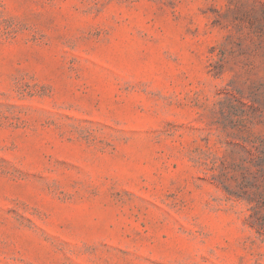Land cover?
Here are the masks:
<instances>
[{"label": "rangeland", "instance_id": "rangeland-1", "mask_svg": "<svg viewBox=\"0 0 264 264\" xmlns=\"http://www.w3.org/2000/svg\"><path fill=\"white\" fill-rule=\"evenodd\" d=\"M255 155L264 0H0V264H264Z\"/></svg>", "mask_w": 264, "mask_h": 264}, {"label": "trees", "instance_id": "trees-1", "mask_svg": "<svg viewBox=\"0 0 264 264\" xmlns=\"http://www.w3.org/2000/svg\"><path fill=\"white\" fill-rule=\"evenodd\" d=\"M257 156V161L260 162L259 166L261 167V163H264V155H255ZM237 168H240L241 171L245 174V172L249 171V166L247 165V161L246 159L242 158V162L239 165H236ZM259 173L261 175L264 174L263 170H259ZM264 190L262 189H258V192L254 193L255 196H258L259 194L261 195V193L263 194Z\"/></svg>", "mask_w": 264, "mask_h": 264}]
</instances>
